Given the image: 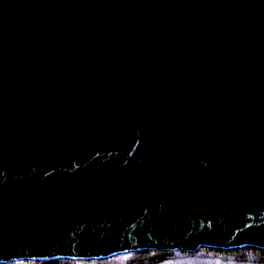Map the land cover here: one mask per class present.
<instances>
[{
	"label": "water",
	"instance_id": "1",
	"mask_svg": "<svg viewBox=\"0 0 264 264\" xmlns=\"http://www.w3.org/2000/svg\"><path fill=\"white\" fill-rule=\"evenodd\" d=\"M264 249V0H0V263Z\"/></svg>",
	"mask_w": 264,
	"mask_h": 264
},
{
	"label": "trees",
	"instance_id": "2",
	"mask_svg": "<svg viewBox=\"0 0 264 264\" xmlns=\"http://www.w3.org/2000/svg\"><path fill=\"white\" fill-rule=\"evenodd\" d=\"M0 264H264V249L253 246L230 249L200 246L196 251L139 250L102 259H22Z\"/></svg>",
	"mask_w": 264,
	"mask_h": 264
}]
</instances>
